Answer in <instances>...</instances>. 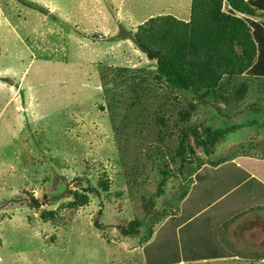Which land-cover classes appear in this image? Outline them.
<instances>
[{
  "label": "rangeland",
  "instance_id": "374dc122",
  "mask_svg": "<svg viewBox=\"0 0 264 264\" xmlns=\"http://www.w3.org/2000/svg\"><path fill=\"white\" fill-rule=\"evenodd\" d=\"M0 10V77L15 81L0 84V264H144L148 228L177 203L154 192L158 168L172 174L170 191L190 163L237 167L222 171L231 176H220L218 188L246 178L257 197L247 212L264 215V76L230 77L193 101L150 84L155 61L127 39L155 17L188 24L191 0H1ZM136 84L145 97L135 98ZM202 123L225 134L213 149L191 134L180 139ZM96 170L105 171L108 192L68 209L69 194L86 198L95 186L86 180ZM51 199L59 210L42 222Z\"/></svg>",
  "mask_w": 264,
  "mask_h": 264
},
{
  "label": "trees",
  "instance_id": "16d2710c",
  "mask_svg": "<svg viewBox=\"0 0 264 264\" xmlns=\"http://www.w3.org/2000/svg\"><path fill=\"white\" fill-rule=\"evenodd\" d=\"M191 9V20L188 24L177 21L171 16H160L144 22L135 33L127 34V39L133 41L139 52L151 55L155 61L156 75L150 80L152 82L150 84L159 86L158 84L163 82L179 94L191 95L193 101H206L207 95L213 96L217 91H222V83L230 77L243 76L245 73L253 77L264 76V19L262 20L264 0H191ZM142 83L144 84L145 80ZM141 85L132 86L136 99L145 97L146 89H140ZM193 105V102L188 104L185 119L188 116L191 118L194 111ZM214 109L220 112L219 109ZM189 128L182 131L180 139L191 134L196 145L203 148H212L225 135L220 130L214 131L211 126L206 127L203 123L201 130L195 125ZM201 136L205 139L203 140ZM174 156L180 158L182 155L180 151H177ZM185 161V159L180 161L181 166L185 164ZM215 163L212 162V164ZM159 169L150 171L155 172L158 177L160 175L156 190L162 191L169 174H160ZM219 169L214 170L208 166L191 163L186 166V178L183 177V182L184 179L193 177L188 183V185L193 183V186L187 199L183 200L185 190L182 185L179 199H177L183 201V218L180 220L186 223L183 232L189 237L196 234L195 231L206 229L202 225L206 222V218L214 214L218 207L226 205L234 195V192L227 195L230 187L218 190L216 182L209 178L210 174L215 176ZM235 169L239 170L237 167ZM88 176L89 179L86 182L90 179L95 180V186L86 189V198L75 193L69 194L72 196V201L70 206L67 205L68 209L75 211L74 207L78 200L80 206L84 207L88 203V196H102L103 193L108 192L110 186L108 179H105L107 175L104 170L89 172ZM44 198L47 197L44 195ZM56 200H47V210L40 214V221L53 222L54 213L59 210V207L53 208ZM33 203L35 208H38L36 202ZM39 206L42 205L39 204ZM133 226H138V223ZM151 233L150 229L149 235L145 237L146 242L149 241ZM211 233L214 239L213 245H206L217 248V253L203 250L201 247L200 253L207 254L187 256L183 253L180 256L179 252H175V257L165 262L153 260L154 263L180 264L192 263L200 258L230 257L217 242L215 228H212ZM197 243H193L194 247L198 245ZM150 246L151 244L147 247L150 248ZM148 252L150 249L145 250V253Z\"/></svg>",
  "mask_w": 264,
  "mask_h": 264
},
{
  "label": "crops",
  "instance_id": "0c3cea01",
  "mask_svg": "<svg viewBox=\"0 0 264 264\" xmlns=\"http://www.w3.org/2000/svg\"><path fill=\"white\" fill-rule=\"evenodd\" d=\"M7 9L8 8H5V11ZM173 11L178 12L177 9H174ZM211 168L217 170L220 168V166L215 165ZM229 170L235 169L232 167H221L218 170L219 172L217 171L215 176L210 174L209 178L217 184L220 176L224 178L231 176V173L229 172L222 173V171ZM171 176L172 174L169 173L165 181L166 185L162 189V191L155 190L154 192H157L158 196L165 195L166 197L169 193H171L170 197H174L177 200V203L176 205L171 204V207L168 209H163L162 214L165 215V218L161 222H159L156 227L154 226L152 228V233L149 241L146 242L147 240L145 239V244L141 246L140 251L144 264H157L154 263V261L165 262L167 259L175 257V252H179L180 256H182L183 253L187 256L207 254L204 252L200 253L201 247L203 248V250H209L210 252L214 251L215 253H217V248H214L213 246L208 247L206 245H213L214 239L213 234L211 233L212 228H215V238L217 242L226 252L229 253L228 256L230 257L222 259L200 258L198 259V261L192 263L180 264H264V215L254 218L252 214L247 212V210L252 206L249 204V202L255 204L257 198L249 190L250 185L247 187V185L249 184L248 182L241 181L239 183H236L234 186H228L230 187V191L227 193V195L234 192V195L230 199V201L221 208L218 207L215 210L214 214L206 218V222L202 224L206 229L195 231L194 233L196 234H193L189 237L185 232H183V229L186 226V223H184L183 221L181 222L180 220V218H183V201H179L178 199L180 188L182 185H184L185 190L183 200L187 199V196L189 195L193 186V183L190 185H188V183L190 179H193V177L187 179L188 182H183V177H173L175 181H173L170 188L171 190L169 191L166 190V187L168 186L167 183L172 181L170 178ZM159 178L160 175L159 177L157 176V182L159 181ZM186 183L188 186L187 188ZM245 187L247 188L246 190H244L243 194L238 195L239 191H241ZM218 190H224V188H218ZM260 197H263L264 199L262 193L258 194V198ZM171 198H168L166 201H170ZM239 202H243L241 208H238ZM257 203H263L264 205V200L261 201L260 199H258ZM196 242H198V245L194 247L193 243ZM149 244H151L150 248L147 247ZM244 246L250 249L241 252L239 249ZM147 249H150V252L145 253V250Z\"/></svg>",
  "mask_w": 264,
  "mask_h": 264
},
{
  "label": "water",
  "instance_id": "95a60500",
  "mask_svg": "<svg viewBox=\"0 0 264 264\" xmlns=\"http://www.w3.org/2000/svg\"><path fill=\"white\" fill-rule=\"evenodd\" d=\"M0 84H2L3 86L7 88H12L15 84V81L11 76L9 77L3 76V77H0Z\"/></svg>",
  "mask_w": 264,
  "mask_h": 264
},
{
  "label": "clouds",
  "instance_id": "9594fccd",
  "mask_svg": "<svg viewBox=\"0 0 264 264\" xmlns=\"http://www.w3.org/2000/svg\"><path fill=\"white\" fill-rule=\"evenodd\" d=\"M135 223H138V226H139V222H135ZM135 223H134V224H135ZM152 228H153V227H149V228H148V235H149V230H150V229L152 230Z\"/></svg>",
  "mask_w": 264,
  "mask_h": 264
},
{
  "label": "bare ground",
  "instance_id": "6f19581e",
  "mask_svg": "<svg viewBox=\"0 0 264 264\" xmlns=\"http://www.w3.org/2000/svg\"><path fill=\"white\" fill-rule=\"evenodd\" d=\"M9 92L11 91V89L8 90Z\"/></svg>",
  "mask_w": 264,
  "mask_h": 264
}]
</instances>
